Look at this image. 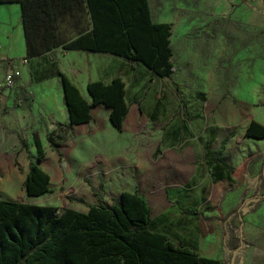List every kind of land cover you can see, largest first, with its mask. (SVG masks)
Returning a JSON list of instances; mask_svg holds the SVG:
<instances>
[{"label": "rangeland", "instance_id": "374dc122", "mask_svg": "<svg viewBox=\"0 0 264 264\" xmlns=\"http://www.w3.org/2000/svg\"><path fill=\"white\" fill-rule=\"evenodd\" d=\"M249 1L149 0L152 15L164 10L162 21L174 26L173 61L178 72L171 79L173 92L166 84H150L149 80L138 94L130 92L141 110L143 107L147 111L148 122L140 121L138 128H125L121 140L126 143L125 148L107 141L97 145L88 139L89 133L75 131L70 124L65 100L59 95L57 60L65 54L61 46L45 51L33 61L0 59V197H7L2 184L8 180L13 185L11 198L62 209L111 205L124 191L136 189L145 196L159 193L154 197L165 201L162 209L171 208L167 232L186 246V215L181 208L203 209L216 190L210 180L193 186L200 183L205 173L201 179L188 182L191 187L186 188V166L175 174L169 172V167L175 159L184 161L186 149L196 148L195 140L205 126L211 135L215 134L212 125L220 102L205 113V104L212 96L264 105V25L252 22L253 6ZM88 27L85 13L75 11L58 22L59 39L61 43L69 41ZM183 40L188 45L186 58L180 52ZM14 72H19L20 77L8 86L6 77ZM135 74L146 75L140 68ZM38 86L41 89L37 92ZM86 99L93 100L89 95ZM140 113V119H144ZM51 134L61 155L51 147ZM60 138L64 141L60 142ZM36 139L43 143L45 158L41 167L51 177V191L29 197L24 182L30 161H36ZM150 164L157 165L160 171L152 190L145 188L143 182L151 176L147 169ZM138 165L145 166L146 171L136 172ZM162 173L169 175V180ZM258 175L254 170L247 175V185L242 187L246 191L244 197H263L264 179L260 177L259 188L253 185ZM178 184L181 186L176 187ZM239 234L234 236L227 230L228 249H235ZM239 247H243L242 243Z\"/></svg>", "mask_w": 264, "mask_h": 264}, {"label": "trees", "instance_id": "16d2710c", "mask_svg": "<svg viewBox=\"0 0 264 264\" xmlns=\"http://www.w3.org/2000/svg\"><path fill=\"white\" fill-rule=\"evenodd\" d=\"M0 3L21 5L28 58L57 48L59 18L76 8H84L92 18L93 31L65 45L66 50L114 53L132 62H143L162 78H171L176 72L172 60V25L153 22L149 0H0ZM59 76L72 126L90 122L93 108L103 104L112 110L113 126L120 131L123 129L129 115L126 82L121 78L110 84L91 82L88 85L93 99L90 103L66 74L59 71ZM246 136L263 139L264 126L253 121ZM49 142L53 151L61 155L52 134ZM225 144L218 151L206 147L207 158L228 169L230 189H233L261 155L250 157L240 171L222 159ZM35 146L36 161H30L24 182V191L29 197L51 191V177L41 167L45 150L40 139L35 140ZM263 172L264 169L262 180ZM2 189L7 197L13 195L11 181H4ZM244 203L245 200L228 216L220 217L227 222L228 232H239V227L228 220L242 216ZM182 211L200 214L196 208ZM150 223L151 208L139 190L123 192L111 207L91 206L89 213L0 201V264H225L218 259L203 258L165 234L151 231ZM243 241L240 237L235 249Z\"/></svg>", "mask_w": 264, "mask_h": 264}, {"label": "crops", "instance_id": "0c3cea01", "mask_svg": "<svg viewBox=\"0 0 264 264\" xmlns=\"http://www.w3.org/2000/svg\"><path fill=\"white\" fill-rule=\"evenodd\" d=\"M249 2L253 6V13L251 15L252 22H258V24L264 25V3L261 0H251ZM75 11L85 13L89 19V27L82 28L77 36L73 37L69 41L61 43V40L59 39L61 51L65 52V54H61L60 60H57L60 68L59 71L66 74L71 79V81L79 88L85 99L86 96L89 95L88 85L91 82L100 81L105 84H110L114 79L121 78L124 82H126V101L129 106V115H127L123 129L120 131L111 123L110 115L112 110L107 106L100 104L93 108L90 122L81 125H74V130L78 132L86 131L89 133L88 139L92 140L97 145L101 142L107 141L110 144L116 145V147L125 148L126 143H121V140L125 137V128H138L140 126V121L145 124L148 122L147 111H145L143 107L141 110L138 103H135L133 100L134 95L132 98L130 92H133L134 94L141 92L142 89L146 87L147 80H149L150 84L152 82L159 83L161 85L166 84L168 90L173 92L174 84L171 82V79L177 75V64L173 61L176 72L171 78H162L159 76V78H156L153 76L155 73L147 65L140 61L132 62L124 57L115 55L114 53L111 54L90 50H66L64 48L65 45L93 31V24L91 22L92 18L89 11L84 8H76L72 13L66 15H72ZM151 11L153 14L152 8ZM157 11V17L153 15L154 23H170L172 25L171 46L173 48V59H175L176 48H174V26L172 22L162 21L165 19L164 10L159 9ZM66 15H64V17ZM64 17L62 16L59 18L58 22ZM0 46L1 60H19L22 58H28L29 53L27 50L25 30L22 23V10L20 4L0 3ZM187 48L188 45H186V41L183 40L180 52L185 58ZM37 58L38 57H32L28 59L33 61ZM183 66H186V61L183 63ZM139 68L146 74L144 75L145 77H140L135 74ZM58 83L60 84L59 95L62 99H64V91L62 88L63 84L61 79ZM40 89L41 87L38 86L37 92L40 91ZM131 101L132 105H130ZM219 102L220 105L215 115V123L212 125L214 127L213 129L215 134L211 135L210 128L205 126L202 129L199 138L195 140L196 148L186 149L184 161L180 162L175 159L169 167V172L175 174L182 171V167L186 166V188L191 187L188 182L195 178L198 180L201 179L203 173H205V177L201 179L200 183L193 186L199 187L204 184L205 181L210 180L213 183L212 186L216 190L212 201L209 203L207 202L210 198L209 196L206 200L208 204H205L203 209H198L200 212L199 215L185 214L186 246L183 245L185 244L183 241L173 239L167 232L166 227H168L167 224L169 223L167 214L170 212L171 208L170 206H166V208L164 207L162 209V205L165 201L160 199V197L158 200L154 197L159 193L151 195L148 193V195L145 196L140 189L136 190H139L146 197L150 205L151 231L165 234L170 240L176 242V244L196 251L203 258L218 259L225 264H264V197H244L246 191L242 189L243 185H247V175L253 170L259 173L254 180L253 185L255 188H259L261 183L260 177L264 164V161H262L264 158V138L254 139L247 137L246 130L253 121L261 124V126H264V105H256L254 102H243L229 98L224 99L223 97L217 98L212 96V98L206 102L207 104H205V113H209L215 105L217 106L219 104ZM66 111L68 113L67 107ZM140 111L142 112V117H144V119H140ZM170 113L171 112H167L166 114L170 115ZM116 141H118V143ZM160 141H162V138ZM224 142H226V144L222 153V159L227 165L235 167L240 171L243 170L245 162L250 157L261 155L259 160L250 165L244 173L242 181L236 183L233 189H230L228 169L225 166L217 164L215 161L207 158L206 147L213 151H218ZM147 169H149L151 176L150 178L145 176L146 178L143 181L144 187L152 190L151 188L156 184L160 171L158 166L155 164H150ZM135 171L141 174L146 171V168L145 166L138 165L136 166ZM165 173H167V171ZM168 176L162 173V177H166L169 180ZM208 185L209 184H207V186ZM175 186L180 187L181 185L178 184ZM238 189H240V191H238ZM11 197H0V201L6 200V202H22V204H28L25 203V201H18L17 199ZM243 200H245V203L244 208L242 209V216L230 217L228 220V222L233 221L234 226L239 227V235L244 240L242 242L243 247H239L235 251L228 249L225 244L228 224L227 222H223L220 217L228 216V214L236 209ZM112 205L113 204L106 206L111 207ZM91 206H77L69 209H73L81 213H89ZM186 208L196 207L186 206ZM182 209L183 208H181V211ZM160 219L162 220L161 223H157L155 225V223ZM232 234L236 236L237 231H233ZM235 252H237V254L234 259Z\"/></svg>", "mask_w": 264, "mask_h": 264}, {"label": "built area", "instance_id": "2783aa9c", "mask_svg": "<svg viewBox=\"0 0 264 264\" xmlns=\"http://www.w3.org/2000/svg\"><path fill=\"white\" fill-rule=\"evenodd\" d=\"M0 50H1V46H0ZM19 77H20V73L19 72H14V73L8 75L6 77V82H7L8 86L12 85L13 82H15V80L17 78H19Z\"/></svg>", "mask_w": 264, "mask_h": 264}, {"label": "water", "instance_id": "95a60500", "mask_svg": "<svg viewBox=\"0 0 264 264\" xmlns=\"http://www.w3.org/2000/svg\"><path fill=\"white\" fill-rule=\"evenodd\" d=\"M264 173V172H263ZM264 175V174H263ZM243 245V244H242ZM240 248H242V247H240ZM236 254H237V252H235V254H234V259L236 258L235 256H236Z\"/></svg>", "mask_w": 264, "mask_h": 264}]
</instances>
